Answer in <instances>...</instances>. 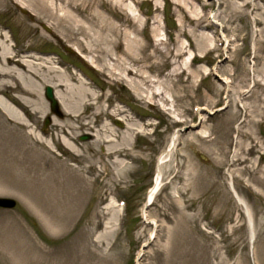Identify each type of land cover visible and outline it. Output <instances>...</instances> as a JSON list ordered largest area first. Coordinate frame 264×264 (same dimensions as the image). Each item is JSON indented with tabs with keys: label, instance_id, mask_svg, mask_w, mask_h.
<instances>
[{
	"label": "rangeland",
	"instance_id": "1",
	"mask_svg": "<svg viewBox=\"0 0 264 264\" xmlns=\"http://www.w3.org/2000/svg\"><path fill=\"white\" fill-rule=\"evenodd\" d=\"M102 1L46 0L59 15L71 2L75 20L104 48L118 37L103 16L133 38L135 67L169 103H149L110 76L103 61L67 41L65 21L0 2V32L14 54L52 57L97 96L69 121L56 98L57 111L50 107L45 89L55 93L53 85L35 86L45 111L35 116L0 85L27 123L0 107V197L16 201L0 206V264H264V0H188L192 15L212 23L199 30L212 48L196 39L199 31L192 35V16L177 0H126L141 22L116 0ZM155 49L174 54L147 60ZM108 135L121 153H109ZM236 153L247 161L232 165Z\"/></svg>",
	"mask_w": 264,
	"mask_h": 264
},
{
	"label": "bare ground",
	"instance_id": "2",
	"mask_svg": "<svg viewBox=\"0 0 264 264\" xmlns=\"http://www.w3.org/2000/svg\"><path fill=\"white\" fill-rule=\"evenodd\" d=\"M5 0H0L3 2ZM23 6L32 7V9L36 12L45 13V16L52 18L56 25L60 24V21H65L67 24L66 29L71 32L69 36L65 35L67 41L74 42L78 45L79 49L83 52H86L90 57H92V61H103V69H105L110 76H114L115 79L128 81L136 90L141 91L140 95L142 98L148 101L149 103H155L154 101L157 98H162L166 103H169V99L163 92L153 89V80L151 79L150 74H145L142 72L143 70L139 67H135V64L138 61L135 59L134 45L135 40L123 33L121 29H119L113 22H111L107 17L103 16L105 19L107 26L110 25L111 28L115 31L118 38L107 39V43H109V47L104 48L100 45L99 38H93L82 24L79 23V20H75V17L72 15L71 5L69 2L68 8L64 10L63 14L58 12V7L55 5L56 3H47L46 0H17ZM95 4V8L103 5L102 0H93ZM200 2V0H195ZM119 5H123L126 11L131 14L136 21L138 17L132 12L131 6L125 4L126 0H116ZM178 4L181 5V9L186 10L190 14L189 22L192 25L191 33L195 36V34L199 30L210 29L212 27V23L205 20L203 14L197 15L195 17L191 14V11L188 7H190V2L188 0H177ZM102 4V5H101ZM209 3L203 4L202 8L208 7ZM247 5V4H246ZM97 10L96 13L97 14ZM57 14V15H56ZM93 16V18L98 17L97 15ZM188 14V15H189ZM99 15V14H98ZM188 18L189 16L186 15ZM207 19V18H206ZM60 20V21H59ZM81 29V30H80ZM205 31V30H204ZM204 31H199L197 33L196 39L200 41V43H204L205 46L210 47L212 43V39L207 37ZM83 35L82 38L79 36ZM121 35V36H120ZM8 34L0 32V85L3 87V90L10 89L14 92L11 101L13 103H18L24 106L33 107L32 115H37L39 112L44 111V105L40 103L38 94L42 95V93L35 90V86L41 84H50L56 88L54 93V97L60 101L61 107L67 113L63 116L66 120H76V117H80V114L74 115L73 109L77 108L79 111L83 107H88L90 104L94 103V99L97 98L95 95V91L93 88L88 85L84 80L79 77L76 78L72 72H69L66 68H62V66L58 61L54 60L52 57H41L35 54H25L21 57H18L13 52L12 44H7ZM105 40L104 38H101ZM101 40V41H102ZM125 46V51H123L122 58L119 54L115 52V49H119L122 45ZM112 45V47H110ZM156 52L161 53L165 58H169L170 55H173V51L169 50L168 52H160L158 49H155L153 53H148L146 55V59L149 60L154 56ZM184 54V50H179L176 54V57H181ZM133 63V64H132ZM153 65H150V68ZM48 71L47 74H42L40 70ZM119 69V71H117ZM55 73V74H54ZM204 73H207L205 70ZM53 74V75H52ZM82 75V74H81ZM83 76V75H82ZM84 77V76H83ZM76 84V85H75ZM18 102V103H17ZM16 104H12L7 99H4L3 96L0 95V107L1 110L8 115V119L10 121H15L20 125L27 126V123L21 114V107ZM16 105V106H15ZM101 114L102 109L99 107L98 110ZM54 123L57 128L61 127L60 133L63 135L69 134V130L65 128L67 126L64 121L59 118H54ZM88 124V123H85ZM71 129V128H70ZM35 131V130H33ZM107 132V129L105 130ZM43 132L39 133V136H43ZM116 133H114L115 135ZM59 135V134H58ZM129 138L133 141V134L129 132ZM116 136V135H115ZM64 144L72 149L76 150L75 145L69 141L65 136H63ZM197 135H194L193 138H197ZM208 135H203V140H207ZM60 139V136L58 137ZM177 136L172 138L173 142L176 140ZM110 145L109 153H121V145L115 140V137L107 136L106 140ZM115 141V142H114ZM257 144L250 146L249 152L252 153L255 151ZM247 161L246 157L241 153H236L234 159L232 160V165H236L238 162L245 163ZM120 165H124L123 161L118 160ZM257 169L254 168V172ZM160 173V172H159ZM159 179V175H158ZM157 184V183H156ZM158 186V185H157ZM157 186L155 185L148 196V204L152 202L154 199V193H156ZM55 221V220H52ZM140 256V255H139Z\"/></svg>",
	"mask_w": 264,
	"mask_h": 264
},
{
	"label": "water",
	"instance_id": "3",
	"mask_svg": "<svg viewBox=\"0 0 264 264\" xmlns=\"http://www.w3.org/2000/svg\"><path fill=\"white\" fill-rule=\"evenodd\" d=\"M45 95L49 99V101L51 102L50 107L53 110L57 111V108H58L57 100L54 97L53 88L50 87L49 85L45 89ZM48 124H49V119L46 120V125L44 128H47ZM0 206L7 207V208H14L16 206V201H14V199L12 200V198H4V197L1 198L0 197ZM143 246H145V245H143Z\"/></svg>",
	"mask_w": 264,
	"mask_h": 264
}]
</instances>
